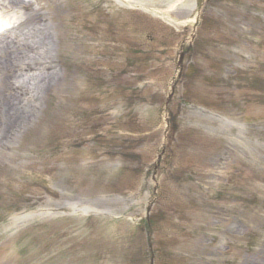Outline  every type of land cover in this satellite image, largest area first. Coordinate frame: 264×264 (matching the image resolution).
<instances>
[{
  "label": "rangeland",
  "instance_id": "obj_1",
  "mask_svg": "<svg viewBox=\"0 0 264 264\" xmlns=\"http://www.w3.org/2000/svg\"><path fill=\"white\" fill-rule=\"evenodd\" d=\"M30 1L0 39L45 27L55 79L18 81L0 264H264V0Z\"/></svg>",
  "mask_w": 264,
  "mask_h": 264
},
{
  "label": "bare ground",
  "instance_id": "obj_2",
  "mask_svg": "<svg viewBox=\"0 0 264 264\" xmlns=\"http://www.w3.org/2000/svg\"><path fill=\"white\" fill-rule=\"evenodd\" d=\"M28 1V2H27ZM0 0V4L5 5L7 8L11 9H27L31 7L32 4L30 0ZM168 21L169 17L163 14ZM197 20V15L193 17V21ZM14 27V26H13ZM35 30L36 42L33 43L30 50L25 51L26 46H24L23 39H18L17 37L8 39H0V117H8L11 126L6 123V127L3 126L0 119V146L3 145L4 140L8 138L15 129L12 130L14 125L22 119L26 114V111L21 110L19 107V99L23 94L22 86L19 84V78L22 75L23 70H28L25 80H34L35 87L39 86H49L51 82L55 79L54 73L52 72L53 66L52 62H43L40 60H34V57L41 55L48 50L50 46V35L43 26L35 25L33 26ZM1 31V27H0ZM3 33L0 34L2 36ZM33 46L34 47L33 49ZM28 49V48H27ZM17 51L16 56L15 53ZM23 52V53H22ZM31 52L35 53L31 54ZM23 55V57H20ZM20 58L25 59V64L19 63ZM34 70V71H33ZM4 108V112L2 109ZM2 125V126H1ZM13 126V127H12Z\"/></svg>",
  "mask_w": 264,
  "mask_h": 264
},
{
  "label": "trees",
  "instance_id": "obj_3",
  "mask_svg": "<svg viewBox=\"0 0 264 264\" xmlns=\"http://www.w3.org/2000/svg\"><path fill=\"white\" fill-rule=\"evenodd\" d=\"M192 50V49H191ZM190 72V70H188V73H187V77H188V75H194V74H191V73H189ZM181 79H182V77H181ZM182 98H187V96L186 97H183L182 96ZM188 101H190V102H193L194 100L190 97L189 99H188ZM179 116H178V114L177 113H172V116L170 117V119H169V123H170V126H171V128H173V130H174V132H176L177 133V135H176V137H175V139H176V142H178V145L179 144H182V143H184L183 141H185V135H184V133L183 132H178L177 131V128L179 127ZM174 134V133H173ZM194 135V131H193V133L192 134H189V137H188V142L187 143H193L194 142V138L193 137H190V136H193ZM173 142V141H172ZM175 142V141H174ZM225 194V193H224ZM222 196H224V195H222ZM156 225H157V221L155 220V219H153V218H151V216H149V220H147L146 219V221H145V223H144V226H145V228H146V230L152 235V233H153V229L156 227ZM153 253H154V251H153Z\"/></svg>",
  "mask_w": 264,
  "mask_h": 264
},
{
  "label": "water",
  "instance_id": "obj_4",
  "mask_svg": "<svg viewBox=\"0 0 264 264\" xmlns=\"http://www.w3.org/2000/svg\"><path fill=\"white\" fill-rule=\"evenodd\" d=\"M202 5H203V1L199 4V7H198V14H199V12H200V10H201V8H202ZM197 20H199V17H198V16H197ZM183 57H184V53L181 54V57H180V63H182ZM171 95H172V93H171ZM171 95H170V96H171ZM159 157H160V155H159ZM150 208H151V206H148V208H147V212L150 211Z\"/></svg>",
  "mask_w": 264,
  "mask_h": 264
}]
</instances>
